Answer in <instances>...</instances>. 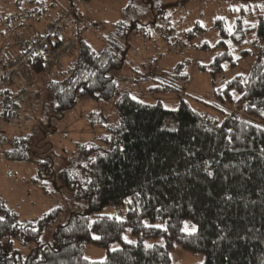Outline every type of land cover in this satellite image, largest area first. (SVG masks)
<instances>
[{
    "label": "trees",
    "instance_id": "1",
    "mask_svg": "<svg viewBox=\"0 0 264 264\" xmlns=\"http://www.w3.org/2000/svg\"><path fill=\"white\" fill-rule=\"evenodd\" d=\"M150 1L158 5L162 0ZM69 10L75 11V5L71 4ZM46 11L45 7H37L26 18L18 14V24L27 28L41 20ZM36 14L39 17L35 18ZM68 23L77 21L69 15L57 40L70 42L76 50L57 59L51 69L37 56L35 61L27 62L30 89L23 86L14 92L15 78L23 77L0 73V125L9 123L3 120L5 112H19L20 102L26 97L39 116L52 122L64 119L82 98L107 102L118 95V84L112 75L124 66L126 51L111 41L99 51L86 41L64 40ZM216 28L221 37L217 46L223 52L211 64L213 76L223 73L226 61L236 64L226 43L230 35L224 21L217 20ZM41 35L37 33L36 37ZM249 35L254 37L255 46L264 43L263 18L256 25L237 22L232 35L235 42L242 45ZM52 45L53 41V52ZM23 53L20 46L18 57ZM242 53L245 57L251 54ZM14 62L3 63L2 68ZM150 91L166 95L178 93L180 88L167 82ZM235 91L245 102V114L264 123V65L254 67L248 76L236 77L217 95L222 97L224 93L233 102ZM24 92L28 94L17 101ZM116 108L117 123L104 139L108 150L89 160L85 179L78 180L75 187L77 197L87 201L91 212L120 206L125 208V219L73 215L66 225L56 229L51 243L41 244L45 230L62 215V209L56 208L37 221L20 223L18 215L0 200V217L4 218L0 222V264H171V251L176 247L204 255L203 264H264V128L236 118H227L221 125L186 102L176 110H168L161 103H143L128 92L117 98ZM32 138L33 135L5 139V159L26 160ZM52 161L51 157L43 158L45 165ZM207 171L214 176L209 178ZM226 196L232 200L226 201ZM158 222L164 227L153 225ZM187 222L196 225L195 233L183 231ZM148 223L152 225L145 226ZM127 230L138 239L137 243L124 240ZM162 237L164 244L146 246L140 241ZM13 240L37 246L22 257L11 250ZM116 243L120 248L111 250ZM86 245L106 249V259H86Z\"/></svg>",
    "mask_w": 264,
    "mask_h": 264
},
{
    "label": "rangeland",
    "instance_id": "2",
    "mask_svg": "<svg viewBox=\"0 0 264 264\" xmlns=\"http://www.w3.org/2000/svg\"><path fill=\"white\" fill-rule=\"evenodd\" d=\"M71 4L75 5V11L69 10ZM37 7L47 9L43 18L27 28L20 26L18 14L26 18L27 13ZM77 12L78 15H74ZM69 15L74 16L77 23H68L64 40L86 41L99 51L108 45L107 41L114 42L126 51L125 64L112 75L119 90L111 101L82 98L64 119L49 122L39 116L26 97L20 102L19 112L16 111L15 123L7 119L8 111L4 114L3 120L9 123L0 125V141L4 142L0 144V200L18 215L20 223L37 221L56 208L62 209V215L45 230L41 244L51 243L56 229L66 225L73 215L125 219V208L120 206L91 212L87 201L77 197L75 187L78 180L85 179L89 160L108 150L104 139L117 123L116 100L123 92L146 104L161 103L168 110H176L181 102H186L221 125L227 118H236L264 128L263 122L245 114V102L239 100V91L232 93L233 102L224 93L222 97L217 95L236 77L248 76L254 67L264 65V43L255 46L254 37L249 35L241 45L232 37L238 21L256 25L264 19V0H162L158 5L150 0L131 3L130 0H0V73L8 69L2 68L3 63L17 61L24 38L44 34L60 16H67V20ZM217 20L224 21L230 35L226 43L236 64L232 66L226 61L223 73L213 76L211 64L223 52L217 46L221 39ZM244 51H249L250 56H243ZM68 61L67 58L62 65ZM20 77L23 79L15 78L12 85L14 92L23 86L30 89V80L23 75ZM167 82L178 86L180 91L166 95L150 91ZM28 135H33L29 157L21 162L7 161L3 156L8 148L5 139ZM45 157H51L53 163L43 164ZM153 225L164 227L160 222ZM185 225L189 228L187 233H191L192 226L196 227L187 222L183 231ZM125 237L135 243L138 241L129 230L124 233ZM140 241L146 246L165 243L163 237ZM36 246L13 240L10 248L26 257ZM118 248L120 244L116 243L111 250ZM83 256L100 262L106 259L107 250L86 245ZM204 262V255H193L179 247L171 251V264Z\"/></svg>",
    "mask_w": 264,
    "mask_h": 264
},
{
    "label": "built area",
    "instance_id": "3",
    "mask_svg": "<svg viewBox=\"0 0 264 264\" xmlns=\"http://www.w3.org/2000/svg\"><path fill=\"white\" fill-rule=\"evenodd\" d=\"M66 18L54 22L48 29L47 34L36 37L34 39L24 38L22 40L21 46L24 53L18 57L17 61L14 62L7 70H4L1 74L12 76L15 74L23 75L26 79L31 80V75L29 71L25 68V65L30 60L35 61V56L39 57L43 64L48 68L55 67L57 59L63 56L69 55L75 47L70 42H60L57 37L62 33L65 27ZM51 41H53V52L51 50ZM59 41V42H58ZM76 50V49H75ZM36 97H32L35 99ZM18 114L16 112L8 115L7 119L12 123L18 120Z\"/></svg>",
    "mask_w": 264,
    "mask_h": 264
},
{
    "label": "snow or ice",
    "instance_id": "4",
    "mask_svg": "<svg viewBox=\"0 0 264 264\" xmlns=\"http://www.w3.org/2000/svg\"><path fill=\"white\" fill-rule=\"evenodd\" d=\"M173 131H175V129H173ZM193 139H196V137L193 136ZM206 175H207L209 178H211V177L214 176V173H213L212 171H207V172H206ZM225 199H226V201H231V200H232V197H231V196H226ZM130 202H131V201H129V203H130ZM3 220H4V218H3V217H0V222H3ZM145 226H148V225H145ZM13 227H14V225H13ZM158 227H159V226H158ZM184 231H186V232L189 231V228H188L187 225H185V229H184ZM196 231H197V228H196L195 226H192L190 232H191V233H195ZM248 231H251V229H248ZM225 238H226V237H223V236L220 237V239H225ZM94 239H99V237H94ZM124 239H125V241H126L127 243H133L132 241L127 240L126 237H125ZM213 243H217V241H213Z\"/></svg>",
    "mask_w": 264,
    "mask_h": 264
},
{
    "label": "water",
    "instance_id": "5",
    "mask_svg": "<svg viewBox=\"0 0 264 264\" xmlns=\"http://www.w3.org/2000/svg\"><path fill=\"white\" fill-rule=\"evenodd\" d=\"M27 94H28L27 92L22 93V94L20 95V97H18L16 100L18 101V100L23 99Z\"/></svg>",
    "mask_w": 264,
    "mask_h": 264
},
{
    "label": "crops",
    "instance_id": "6",
    "mask_svg": "<svg viewBox=\"0 0 264 264\" xmlns=\"http://www.w3.org/2000/svg\"><path fill=\"white\" fill-rule=\"evenodd\" d=\"M40 34V33H39Z\"/></svg>",
    "mask_w": 264,
    "mask_h": 264
}]
</instances>
